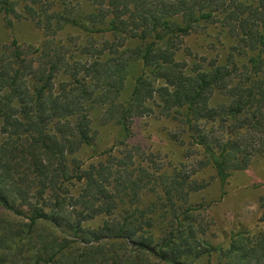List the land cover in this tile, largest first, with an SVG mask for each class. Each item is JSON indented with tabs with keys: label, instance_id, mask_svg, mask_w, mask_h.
Returning a JSON list of instances; mask_svg holds the SVG:
<instances>
[{
	"label": "trees",
	"instance_id": "1",
	"mask_svg": "<svg viewBox=\"0 0 264 264\" xmlns=\"http://www.w3.org/2000/svg\"><path fill=\"white\" fill-rule=\"evenodd\" d=\"M47 1L0 0L8 27L29 18L46 34L38 46L13 38L0 53V206L16 221L0 224V264H199L214 254L218 264H264V231L233 232L226 249L208 242L190 203L206 182L184 169L137 166L141 152L128 143L136 118L185 107L191 139L207 156L202 163L221 184L264 152V0H85L90 12L73 0ZM216 22L235 39L225 63L178 58L182 37ZM67 25L115 38L90 40L79 53L87 60L73 59L56 39ZM127 37L141 45L120 53ZM133 58L150 71L119 102ZM60 76L67 80L57 84ZM217 93L226 100L215 103ZM99 104L119 125L123 150L85 166L74 155L93 145L91 110ZM230 122L234 134L225 137ZM74 180L84 183L77 195L67 188ZM149 184L162 201L141 207ZM125 200L130 210L116 215ZM260 202L264 220V194ZM102 214L101 225L85 226Z\"/></svg>",
	"mask_w": 264,
	"mask_h": 264
},
{
	"label": "rangeland",
	"instance_id": "2",
	"mask_svg": "<svg viewBox=\"0 0 264 264\" xmlns=\"http://www.w3.org/2000/svg\"><path fill=\"white\" fill-rule=\"evenodd\" d=\"M253 2L254 0H245ZM48 5L56 7L59 4L54 0H48ZM81 4L86 12L93 11L94 6L85 0H73V5ZM23 5L20 6L22 9ZM85 22V20H83ZM121 36V35H119ZM16 38L22 45L38 46L46 38L44 30L35 21L29 18L15 19L13 26L8 27L3 13L0 12V53L4 47ZM115 37L109 32L92 33L82 30L80 27L67 25L56 34L58 42L66 45L69 55L73 59L86 61V55H79L82 47L91 40L98 46L104 41L113 40ZM124 47L120 53H129L130 50L139 47V39L125 38ZM181 49L178 58L189 63L198 62L201 57L206 59V64L213 61L223 64L235 39L220 23L205 24L198 31L181 38ZM179 44H177L178 46ZM106 54L104 58L109 57ZM243 59H241L242 61ZM145 68L140 58L129 60L127 75L118 98L119 102H125L132 93L137 77ZM66 76H60L57 84L66 81ZM222 93H217L215 103L225 101ZM107 105H96L91 110L92 130L94 135L93 145L83 146L74 156L79 157L85 166L98 164L108 159L111 154L121 155L123 146L120 145L122 136L119 125L105 118ZM186 108H179L171 116L153 114L135 119L133 123V135L128 139L131 146L139 148L141 154L137 160V166H146L148 170L158 169V173H173L184 169L193 178L206 182L207 186L199 192L192 193L190 203L199 209L195 211L196 221L201 230H204L203 238L208 242L228 248L233 232H244L246 235H257L264 231L263 208L261 196L264 194V152L255 155L246 169L233 170L225 184H221L217 172L212 164H203L207 156L203 147L194 143L186 124ZM211 124L203 123L207 129ZM231 122L225 126V137L232 136L234 131L230 129ZM218 128V125H215ZM214 127V128H215ZM223 128V127H220ZM218 130V129H217ZM219 133V131H218ZM219 135V134H218ZM178 136V137H175ZM83 182L74 180L67 184L70 193L77 195L83 187ZM149 184L142 191L141 207H146L152 202L162 201L159 191H149ZM130 210L127 200L122 201L116 215H121ZM164 211L155 213L158 221V232L165 218ZM108 216L99 215L86 221L85 226L96 228L101 225ZM15 216L0 206V224L16 222ZM218 254L211 258L207 256L199 264H218ZM224 262V261H223Z\"/></svg>",
	"mask_w": 264,
	"mask_h": 264
}]
</instances>
